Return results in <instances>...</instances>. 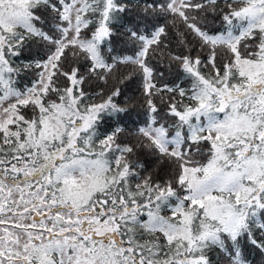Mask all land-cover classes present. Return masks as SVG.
<instances>
[{"label":"snow or ice","instance_id":"6c2138e0","mask_svg":"<svg viewBox=\"0 0 264 264\" xmlns=\"http://www.w3.org/2000/svg\"><path fill=\"white\" fill-rule=\"evenodd\" d=\"M0 264H264V0H0Z\"/></svg>","mask_w":264,"mask_h":264}]
</instances>
